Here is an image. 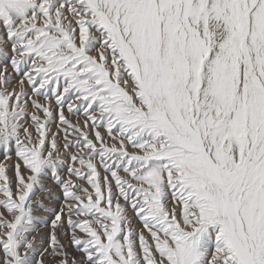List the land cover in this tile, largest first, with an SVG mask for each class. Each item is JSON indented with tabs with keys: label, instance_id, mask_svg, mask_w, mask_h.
Instances as JSON below:
<instances>
[{
	"label": "rangeland",
	"instance_id": "374dc122",
	"mask_svg": "<svg viewBox=\"0 0 264 264\" xmlns=\"http://www.w3.org/2000/svg\"><path fill=\"white\" fill-rule=\"evenodd\" d=\"M114 3L0 0V264H262L264 224L263 236L251 229L264 97L234 88L252 52L264 71V0H229L221 23L203 17L223 30L219 45L232 41L220 56L230 110L212 118L199 103L211 43L192 12L211 0L123 14ZM252 8L263 23L245 48Z\"/></svg>",
	"mask_w": 264,
	"mask_h": 264
},
{
	"label": "bare ground",
	"instance_id": "6f19581e",
	"mask_svg": "<svg viewBox=\"0 0 264 264\" xmlns=\"http://www.w3.org/2000/svg\"><path fill=\"white\" fill-rule=\"evenodd\" d=\"M105 2H107L108 4L107 5H104V7H110L114 2H112V0H103ZM175 1V0H173ZM187 1V0H185ZM206 2L208 3V0H206ZM248 2V1H247ZM144 3H148V0H123L122 2H115L114 4H118V6H116V8H120L121 10V13H126V12H132V13H135L136 11L140 12V10L142 9H138L139 7L141 6H144ZM164 4V3H163ZM229 0H211V4L208 3V8L206 10H192L193 13L195 14H198L200 17L199 19H196L194 22L195 23H198L200 24L201 21H203V17L205 16V13L207 12L206 16L211 18L212 20H214L216 23H221L222 20L224 19H227V20H230L232 19V13L229 14L231 11L230 9H227L229 6ZM239 4V2L237 3ZM249 4V3H248ZM259 4V3H258ZM89 5V4H88ZM156 5V4H155ZM155 5H152L151 7H154ZM240 5V4H239ZM245 5V4H244ZM247 5V4H246ZM162 6V5H161ZM161 6H159V3L157 4V10L160 12V9L162 8ZM175 6V5H174ZM173 6V7H174ZM177 6V5H176ZM175 6V7H176ZM179 6V5H178ZM262 6V5H261ZM261 6H259V8H261ZM113 7V6H112ZM233 7V5H232ZM257 7V6H256ZM263 7V6H262ZM114 8V9H116ZM148 8V7H147ZM231 8V6H230ZM137 9V10H135ZM170 8H168L167 10H169ZM243 9V8H242ZM113 10V8L109 11L111 12ZM118 10V9H117ZM228 10L230 11L228 13ZM235 10V9H233ZM238 10V9H237ZM119 11V10H118ZM241 11V9H240ZM244 13H245V10H243ZM242 11V12H243ZM257 10H254L253 11V8L251 10V14H250V23L249 24H245L244 23V26H243V29L241 31V35H240V38H242L244 35V32L246 31L249 35H248V38L247 40L245 39V41L242 42V45L246 46L245 48H248L249 47V42H250V39H251V35L253 33V29L254 30H257V27L259 26L260 24V21H261V18H260V15L257 14L256 12ZM165 13V12H164ZM244 13H240V15H242L244 17ZM260 13V12H259ZM241 16V18H242ZM193 17H197V15H194ZM262 17V16H261ZM245 18V17H244ZM194 19V18H193ZM207 22H206V21ZM201 25V28L200 29V34L201 38L203 39H206L208 40V43H211L209 45V51L212 52V55H209L208 53L204 51V53H206L204 56L206 57L205 58V65H204V68H203V75H202V86H201V90H200V102L199 103H202L203 104V107H202V112L209 118L212 116H214L217 111H218V108L222 106V104H226L225 108L226 109H229L230 110V106H229V100L230 98L232 97V92L227 98L226 100H222L221 97H222V94L223 93H227V92H224L223 89H222V84L225 80V74H224V69L222 67V65H224V63L226 61H222V59H220V56L227 52V47H228V44L229 43H232L231 39L230 38H227L225 39L221 45H219V41L218 39L223 36L224 32L223 30L220 28V26H215V25H212L211 27L207 26L206 23H210L209 20L205 19ZM262 22V21H261ZM225 23V22H224ZM263 23V22H262ZM261 23V24H262ZM220 25V24H219ZM191 26V27H190ZM195 24L193 25H189L187 28H182V30H185L184 33L190 31V32H193L196 28L194 27ZM263 26V25H262ZM180 28V25L178 26ZM260 27V26H259ZM219 28V30H218ZM261 28V27H260ZM210 31V32H209ZM212 32V33H211ZM259 32V31H258ZM133 33V32H132ZM134 34V33H133ZM138 36V35H137ZM136 36V37H137ZM140 38V37H139ZM134 39V37H133ZM138 39V37L136 38ZM140 40V39H139ZM245 43V44H244ZM154 44V43H153ZM213 44L214 45H219V46H216L215 48L217 49V53L215 54V51L213 49ZM144 46L145 47V43L143 42H140L137 44V46ZM148 49L150 50L151 49V44H148ZM242 49V47H241ZM244 49V48H243ZM242 49V50H243ZM249 50V49H248ZM241 51V50H240ZM148 52V51H147ZM242 52V51H241ZM250 52V51H249ZM135 55V54H134ZM250 63L252 64V66H250L249 68L250 69V74L248 73H245V77L243 79V86L242 87H235L234 89H236L237 91H235L234 93L237 95V98L240 99L242 96H248V97H251V100L250 101H253L256 99L259 98L258 96H263L264 97V92L262 91V88H263V83H264V71H257V68H256V60L254 61V57H253V52L252 54H250ZM237 57V56H236ZM235 57V58H236ZM243 57V56H242ZM246 58V56H244ZM242 59V58H241ZM241 59L237 57V60L241 61ZM247 59V58H246ZM260 59L261 60H264V55H261L260 56ZM227 60V59H226ZM239 61V62H240ZM226 64V63H225ZM246 64H247V60H246ZM151 69V67H150ZM247 70V69H246ZM224 87V86H223ZM232 89V90H234ZM196 92V90H195ZM238 94H237V93ZM231 96V97H230ZM235 96V95H234ZM257 96V98H255ZM194 97V96H193ZM236 97V96H235ZM236 98V99H237ZM246 98V97H245ZM237 99V101H238ZM244 99V98H243ZM250 99V98H249ZM248 100V99H246ZM245 100V101H246ZM191 101V100H190ZM249 101V100H248ZM247 101V103H248ZM263 101V100H262ZM240 102V101H239ZM258 102V101H257ZM238 103V102H237ZM241 103V102H240ZM250 103V102H249ZM248 103V105L250 106V104ZM264 103V101H263ZM246 104V103H245ZM242 105V103L240 104ZM240 105L238 104L239 108ZM244 106V105H243ZM247 106V107H249ZM229 107V108H228ZM238 108V109H239ZM243 109V108H242ZM228 110V111H229ZM235 110V108H234ZM225 113V112H224ZM223 113V114H224ZM231 113V112H230ZM218 114V113H217ZM229 114V113H228ZM226 114V115H228ZM216 116V115H215ZM220 117V116H219ZM218 117V119H219ZM223 117V116H222ZM226 117V116H225ZM217 118V117H216ZM226 119V118H224ZM205 121V119H204ZM254 125V124H253ZM262 125V124H261ZM263 127V126H262ZM263 130V129H262ZM254 133V132H253ZM254 135V134H253ZM264 136V134L262 135ZM260 137V135H259ZM260 140V139H259ZM260 142V141H259ZM257 148V147H256ZM254 157V156H253ZM258 158V157H257ZM247 165V163H246ZM247 170V169H246ZM255 172V170H254ZM260 174L263 176L262 178L261 177H258V178H261V181L260 183H257L259 186H261V190L258 192V196H255L254 197V200H253V205L256 207V210L254 212V218H253V224H252V229H251V232H252V236L257 232H261V227L262 225L264 224V167L261 169V172ZM242 179V177H241ZM246 181V180H245ZM208 183V182H207ZM243 183V182H242ZM245 184V183H244ZM243 184V185H244ZM244 187V186H243ZM212 189V188H211ZM210 189V190H211ZM213 190V189H212ZM230 194V193H229ZM213 195V194H212ZM209 201L207 200L206 203H209V205L206 206V208H211L212 209V206H211V199L208 198ZM223 201V200H222ZM231 203L232 202V199L229 197V196H226L224 198V211H225V222H227L228 224H230L232 221H233V217H232V214H231ZM215 208V207H213ZM214 211V210H213ZM242 214H246L245 216H243V220H248L249 217L247 215V213L245 211H242ZM258 214H260V216H263V218L260 220L259 219V216ZM235 216V215H234ZM220 218V216H219ZM242 220H239V222H241ZM237 222V221H236ZM246 227H247V223L244 221ZM223 224V223H222ZM243 225V226H242ZM239 227L236 229L238 234L241 236V238H244L246 235H250V232L249 230L248 231H245V229L243 228L244 227V224L243 223H240L238 225ZM229 227V226H228ZM226 227V228H228ZM231 228V227H230ZM248 229V228H247ZM263 236L262 233H259ZM251 236V235H250ZM264 237V236H263ZM263 253V251L261 252ZM242 254H245V253H242ZM241 254V255H242ZM261 263L264 264V255L261 256Z\"/></svg>",
	"mask_w": 264,
	"mask_h": 264
}]
</instances>
